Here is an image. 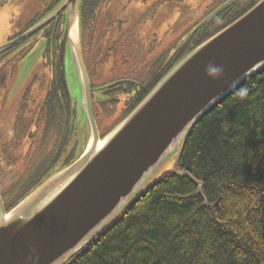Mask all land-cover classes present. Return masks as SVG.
Listing matches in <instances>:
<instances>
[{
    "label": "trees",
    "instance_id": "obj_1",
    "mask_svg": "<svg viewBox=\"0 0 264 264\" xmlns=\"http://www.w3.org/2000/svg\"><path fill=\"white\" fill-rule=\"evenodd\" d=\"M61 27L66 30V14ZM12 52L1 53L0 63L10 64ZM48 52L53 53L45 64L50 74L35 78L25 92L14 125L16 141L1 154L11 171L12 187L3 195L8 211L83 151L78 102L66 77V47L58 38ZM9 64H0V82ZM144 99L132 103L129 112ZM25 140L24 159L13 157ZM177 170L199 185L173 169L162 172L64 264H264V67L193 127Z\"/></svg>",
    "mask_w": 264,
    "mask_h": 264
},
{
    "label": "water",
    "instance_id": "obj_2",
    "mask_svg": "<svg viewBox=\"0 0 264 264\" xmlns=\"http://www.w3.org/2000/svg\"><path fill=\"white\" fill-rule=\"evenodd\" d=\"M238 1L221 6L199 28ZM81 3L63 0L27 33L0 47L1 54L18 46L66 13V64L75 71L80 110L91 128L80 158L45 180L11 211L0 194V264L66 263L117 218L173 156V170L178 173L182 147L193 127L264 67L262 0L188 54L102 139L83 55ZM44 49V44L38 47L33 58ZM178 175L199 185L188 173Z\"/></svg>",
    "mask_w": 264,
    "mask_h": 264
},
{
    "label": "flooded vegetation",
    "instance_id": "obj_3",
    "mask_svg": "<svg viewBox=\"0 0 264 264\" xmlns=\"http://www.w3.org/2000/svg\"><path fill=\"white\" fill-rule=\"evenodd\" d=\"M58 1L50 0L48 3L45 1L42 11L22 30L12 35L8 43L43 21L60 5L57 4ZM179 1L182 0H141L140 4L144 10L139 18L134 20L133 0H82L80 7L82 48L92 84L93 106L125 97L124 111L130 110L132 103L147 97L146 95L154 90L192 48L199 47L229 27L262 0H240L218 14L209 24L199 28L213 12L230 1L220 0L219 5L193 27L184 45H181L180 40H176L166 48L157 34H153V38L147 41L148 37L144 33L146 26L157 21V14L161 8ZM65 14L62 13L56 21L18 46L9 49L13 50L11 54L18 56L21 62L44 44V63H49L53 57V53L48 52L49 47L55 44L58 38L61 47L67 45V32L62 27L59 28L61 16ZM208 35L211 37L205 40ZM10 59L12 60V57ZM6 63L9 64L8 60L0 64ZM102 80L105 82L101 84ZM1 83L2 94H5L11 89V83L9 80ZM2 99L3 97L0 98Z\"/></svg>",
    "mask_w": 264,
    "mask_h": 264
},
{
    "label": "rangeland",
    "instance_id": "obj_4",
    "mask_svg": "<svg viewBox=\"0 0 264 264\" xmlns=\"http://www.w3.org/2000/svg\"><path fill=\"white\" fill-rule=\"evenodd\" d=\"M45 1L48 3L50 0H1L0 47L7 44L12 35L22 30L40 11H42ZM140 3L141 0H133L132 12L134 14V20H137L140 13L144 10L143 5ZM219 3L220 0H182L176 3L167 4L159 10L156 19L157 21L151 22L146 26V31H144V33L145 36L148 37L147 41H150L153 38V34H157L163 42V46L166 48H168L176 40H180L181 45L186 44L190 31H192L193 27L205 18L213 8H216ZM43 54L44 53H41L39 56L33 58L32 52L21 62L18 56L11 54L10 57H12V62L7 67L6 72L8 73V76L4 81H10L11 89L6 92L7 94H2L0 87V98L3 97V99L0 100V194L4 202L5 198L3 195L7 194L9 187H12V182L11 178H9V173L11 171L8 168V163H5L2 160L1 154L6 147H9L11 150L14 146L13 141H16L14 135V125L25 92L34 82L35 78L37 79V77L50 74V68H48V66L44 63ZM10 72L12 73L11 75ZM4 76L3 78H5ZM66 77L71 95L73 99L78 102L77 109L79 110V128L82 130L80 139L81 142H83V151L81 150L79 155H77V159H79L89 144L91 128L88 119L83 115V113H81L79 105L81 98L80 84L77 81L75 71L72 70L68 63L66 66ZM3 80L1 82H3ZM1 82L0 85L3 84ZM104 82L105 81L102 80L101 84ZM34 93L37 96L39 95L36 91ZM124 98H121L120 100L115 99L113 103L94 104L96 121L102 139L107 137L134 111H124ZM129 105L130 104L128 103V106ZM11 144H13V146H11ZM23 144L22 148H20L17 152L15 150L13 152L14 154L12 153L13 157L15 156V158L17 157L20 160L24 159L23 155L26 153L29 141L25 140ZM20 157H22V159ZM175 160L176 156H173L163 166L155 178L162 172L173 169ZM18 169H21L20 171L24 170L19 167ZM16 175L20 176L21 173H17ZM20 194H22V192H20Z\"/></svg>",
    "mask_w": 264,
    "mask_h": 264
}]
</instances>
